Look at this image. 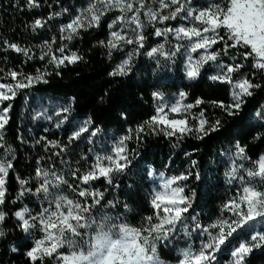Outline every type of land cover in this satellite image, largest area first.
<instances>
[{
	"label": "snow or ice",
	"instance_id": "1",
	"mask_svg": "<svg viewBox=\"0 0 264 264\" xmlns=\"http://www.w3.org/2000/svg\"><path fill=\"white\" fill-rule=\"evenodd\" d=\"M45 4L14 0L17 10L29 13ZM56 4L59 11L25 24L38 44L0 38L4 53L25 58L19 68L0 69V241L18 233L11 250L23 248L27 264H169L162 257L177 248L175 264H253L255 252L264 254V0ZM65 15L68 22L54 29ZM42 31L56 34L46 39ZM93 31L106 35L92 48L104 50L109 83L126 79L122 88L135 86L142 68L153 78L140 81L139 97L133 98L144 107L147 94L152 114L134 127L126 104L108 91L100 96L117 122L130 125L122 135L109 133L105 109L81 119L78 95H69L78 81L53 84L70 66L89 62L76 44ZM28 61L42 67L26 72ZM186 81L198 87L186 90ZM169 84L180 86L167 93ZM17 118L24 130L11 134ZM25 122L43 134L25 139L33 132ZM53 130L59 139L49 138ZM150 138L169 144L166 161L150 155ZM81 142L79 162L86 167L73 169L63 157ZM200 144L218 147L205 153ZM22 145L43 155L33 157L34 175H16L12 197ZM221 182L227 198L216 214L205 213L204 197ZM145 187L147 196L141 194ZM69 189L73 198L65 195ZM24 199L36 207L13 212ZM141 204L146 214L143 208L133 212ZM130 213L139 215L137 226L127 222Z\"/></svg>",
	"mask_w": 264,
	"mask_h": 264
},
{
	"label": "trees",
	"instance_id": "2",
	"mask_svg": "<svg viewBox=\"0 0 264 264\" xmlns=\"http://www.w3.org/2000/svg\"><path fill=\"white\" fill-rule=\"evenodd\" d=\"M62 3L65 6L72 5L75 8L81 7L83 0H62ZM10 4L12 6H10ZM47 4H51L52 7H48ZM47 4L42 6L40 9H36L32 13L27 11L17 10L14 5V0H0V38H7L14 42H19L21 44L27 39L31 43H39L38 40H31V34L26 33L25 31V24L30 23L32 19L36 17L37 14L41 16H47L51 11H59V5L56 4V0H47ZM69 17L65 15L64 17L58 18L56 21L53 22V28L58 29L60 23H67ZM56 34L55 32H41L40 35L44 38H49L51 35ZM95 37V39H93ZM106 39V35L99 32L93 31L88 33L87 35H83V39L76 44L77 48H82L85 52H88V56L86 59L89 62L78 63L75 66H70V70H65L63 74L62 81H53V84L59 82L62 85H72L74 81H78V85L75 91L70 92L69 95H78V109L81 112V119H83L86 115L98 114L101 109H105V115L102 118L104 121L105 126L107 127L109 133H114L116 135H122L123 130L127 129L130 125L129 124H122L116 121L115 116L107 111L108 105L102 104L100 102V96L104 94L105 91L110 92L111 96L119 101L120 103L126 104L129 107L130 112L134 115V119L130 121L131 126H135L136 123L145 120L148 118V115H151V105L147 104V94L145 95L144 107H141L140 104H134L133 98L139 97L141 88H140V81L142 80H149L152 81V76L147 68H142L138 70L137 76L134 78L135 86L122 88V84H127L128 81L125 79L124 81L117 80L114 83H109L112 78L108 77L104 71L107 67L108 62L103 59L104 50L100 48H92V44H95L97 40ZM159 40V38H154ZM162 42V40L160 41ZM58 46V45H57ZM89 49L91 51L89 52ZM5 57H7V61L5 62ZM24 56L18 53H15L12 50H9L7 53H4L2 50V46H0V69H11L13 67L19 68L21 66V62L24 60ZM142 60H146L147 58L142 57ZM149 63H151L149 61ZM42 67L41 64L35 63L32 61H28L27 64L23 65V70L26 72H32L34 69ZM108 70L110 71L111 68L109 67ZM177 86H171L169 84L164 90L167 93H175L177 91ZM185 87L187 89L197 88L198 86L195 83L189 84L187 81L185 82ZM99 89V90H98ZM49 93H51V89H48ZM131 93V95H129ZM195 95H200V92L197 91ZM191 102V101H189ZM99 122V121H98ZM44 127H47L46 122H39ZM25 127L33 128V132H26L25 139L28 136L33 135H41L42 129L40 132L35 131V125L28 124L25 122ZM20 128L21 131L24 128L21 127L20 121L17 118L11 127L8 129L9 133L14 134L16 129ZM56 132L55 136H50V139H59L61 137V133L58 130H53ZM12 135H9V139H12ZM194 143L193 141H186L185 144ZM148 144L150 146V155L154 156L156 160L164 159L167 160V157L170 155L169 152V144L165 141L164 138H160L158 141L156 138H150L148 140ZM201 148L204 149L205 153H212L216 151V147L209 145L206 147L204 144L199 145ZM226 146V145H225ZM130 147H135V144L130 145ZM84 150V142H81L80 145L75 148L69 155L63 157L64 161H72V168L75 169L77 167L83 170L86 165L82 162H79V157L83 154ZM256 151V149H253ZM43 153L39 148H31L30 151L27 150L26 146H20L18 152V159L19 163L16 168V173L12 174L11 184L12 188L9 189L10 196L14 197L16 194V190L18 189V185L16 184V175L19 174L23 178L28 179L29 175H34V167H35V160L33 157H40ZM182 155V154H181ZM57 165L60 164V160L56 161ZM180 161L177 160L176 164L179 165ZM158 166V165H157ZM223 173V167L220 168V174ZM229 192V189L223 182L216 188L211 189L204 199L207 203L204 206L205 213L211 212L216 214L218 211L217 206L221 202V198L226 199V193ZM141 194L147 196V187L141 189ZM69 198H73V193L69 189L65 192ZM123 198V196L121 197ZM27 205L30 208H35L36 205L34 203H30L29 199H24L22 203H19L12 211L18 210L20 207ZM144 209V213L147 212L146 205H139L133 206V212H140V209ZM199 211V209H198ZM113 214V213H109ZM139 215H132L131 213L127 217V222L130 223L132 226H137L139 223ZM8 229L12 228V224L9 223L7 225ZM18 233L12 232L7 237L3 238L0 241V264H8V261L11 260L12 264H27L26 257L23 255L24 249L20 248L18 252H13L11 249L12 247L16 246ZM182 246V245H180ZM179 247V246H178ZM171 251L170 253H165L162 257L168 260L170 263L175 264V257L178 255L176 251ZM67 251V249H65ZM253 264H264V254L260 252H255L252 256Z\"/></svg>",
	"mask_w": 264,
	"mask_h": 264
},
{
	"label": "rangeland",
	"instance_id": "3",
	"mask_svg": "<svg viewBox=\"0 0 264 264\" xmlns=\"http://www.w3.org/2000/svg\"><path fill=\"white\" fill-rule=\"evenodd\" d=\"M176 253L178 254V250L176 251ZM169 264H172V263L169 262Z\"/></svg>",
	"mask_w": 264,
	"mask_h": 264
}]
</instances>
